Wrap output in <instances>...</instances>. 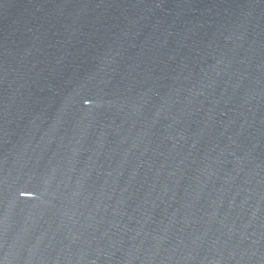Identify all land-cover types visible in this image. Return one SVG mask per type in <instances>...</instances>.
<instances>
[{
	"label": "water",
	"instance_id": "water-1",
	"mask_svg": "<svg viewBox=\"0 0 264 264\" xmlns=\"http://www.w3.org/2000/svg\"><path fill=\"white\" fill-rule=\"evenodd\" d=\"M0 264H264V0H0Z\"/></svg>",
	"mask_w": 264,
	"mask_h": 264
}]
</instances>
